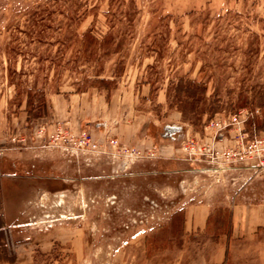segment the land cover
<instances>
[{"label": "rangeland", "instance_id": "1", "mask_svg": "<svg viewBox=\"0 0 264 264\" xmlns=\"http://www.w3.org/2000/svg\"><path fill=\"white\" fill-rule=\"evenodd\" d=\"M179 79L206 89L200 114L187 121L176 108ZM94 88L136 96L146 131L156 145L179 149L178 165L157 163L155 151L114 155L113 126L103 138L35 122L11 132L8 116L39 114L50 94ZM242 109L249 139L264 138V0H0V129L8 143L26 147L35 138L63 152L68 166L103 167L98 178L36 187L32 201L20 202L0 264H264V229L230 235L234 205L264 200V169L226 170L220 161L209 171L185 150L192 140L214 146L208 126ZM168 126L182 131L164 137ZM237 129L217 147L234 146ZM66 134H86L101 149L65 152L57 145L73 146L59 138ZM205 204L209 224L194 230L190 216L202 220Z\"/></svg>", "mask_w": 264, "mask_h": 264}, {"label": "crops", "instance_id": "2", "mask_svg": "<svg viewBox=\"0 0 264 264\" xmlns=\"http://www.w3.org/2000/svg\"><path fill=\"white\" fill-rule=\"evenodd\" d=\"M146 85H143L142 96H147ZM47 98V113L42 117L31 120L26 111L8 116L11 132L13 133L18 125L24 126L35 122L36 126L46 124L49 127L62 124L74 132L87 130L103 138L106 129L113 126L123 144L142 152L155 151L158 155L157 163L178 165L175 157L179 149L156 145V136L146 131V114L133 105L136 96L130 99V95L126 97L119 93L118 89L108 95L94 88L85 92L54 93ZM169 127L175 126L165 127L164 137H172ZM8 135L4 129H0V250L3 248L4 239H13L17 233L15 218L19 214V203L32 201L36 187L45 190L51 185L67 186L73 180L98 178V171L103 168L97 161L88 163L79 161L73 167L68 166L67 156L58 148L47 146L35 138L30 140L28 146L17 148L14 144L8 143ZM153 147L154 149H151ZM72 168L73 175L70 173ZM181 171L171 169L170 173ZM200 207L203 210L202 220L197 221L194 214L190 216V226L194 230H203L209 224L210 205ZM188 224L187 213L185 226ZM262 229L264 200L234 205L230 235L248 236Z\"/></svg>", "mask_w": 264, "mask_h": 264}, {"label": "built area", "instance_id": "3", "mask_svg": "<svg viewBox=\"0 0 264 264\" xmlns=\"http://www.w3.org/2000/svg\"><path fill=\"white\" fill-rule=\"evenodd\" d=\"M255 112H259V110H255ZM249 119V112L247 109H242L238 113L229 115L224 123L216 122L211 123L208 127H213L214 135L212 136V141H214V146L211 144L206 145L205 147H199L198 144L195 143L194 140L191 141L192 145L186 147L185 150L189 151L191 159L201 160L209 164V168L206 170H212L213 165L219 163V167H222L220 161H223L225 167L223 169L226 170H240L242 165L250 166V168H262L264 169V138H253L249 139L247 133L245 132V124ZM237 129V137L238 139L235 141L234 146L225 147L223 149H219L217 144L220 141H224L226 137V133H230L232 128ZM170 131H172V137L174 134H178L182 131V127H169ZM62 132V131H60ZM66 135H62L59 138H62L63 143H72L71 147H62L59 148L65 152H84V151H96L101 149L99 145L90 139H86L83 134L80 139H76L75 137H66ZM109 149H113L114 155L123 156L125 158H129V156H133L135 158L143 157L142 151L136 150L135 148H129L125 144H123L119 139L112 138L109 141ZM105 152V151H104ZM149 153V157L155 156V152L152 150H148L145 154ZM147 156V155H146ZM257 161L255 164L249 163L250 161ZM221 165V166H220ZM216 171V170H215Z\"/></svg>", "mask_w": 264, "mask_h": 264}, {"label": "trees", "instance_id": "4", "mask_svg": "<svg viewBox=\"0 0 264 264\" xmlns=\"http://www.w3.org/2000/svg\"><path fill=\"white\" fill-rule=\"evenodd\" d=\"M86 36H91L90 33H86ZM99 83L106 84L105 80H100ZM175 97L177 99L176 108L182 113L184 119L191 120L194 116L200 114V102L198 95L204 96L206 94V89L203 86L198 85L195 81H190L186 79H179L178 84L174 88ZM32 97L28 94L27 107L31 105ZM46 102V101H45ZM44 111L39 114H32V111L28 109L29 118H39L47 113L46 103H44ZM33 115V116H32ZM193 117L189 118L188 116ZM253 122V121H252ZM192 123V122H191ZM260 128V127H258Z\"/></svg>", "mask_w": 264, "mask_h": 264}]
</instances>
